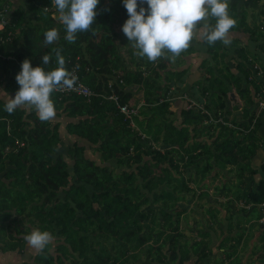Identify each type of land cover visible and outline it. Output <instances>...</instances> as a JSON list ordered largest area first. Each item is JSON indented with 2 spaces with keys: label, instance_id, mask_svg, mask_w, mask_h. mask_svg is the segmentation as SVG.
I'll return each instance as SVG.
<instances>
[{
  "label": "trees",
  "instance_id": "obj_1",
  "mask_svg": "<svg viewBox=\"0 0 264 264\" xmlns=\"http://www.w3.org/2000/svg\"><path fill=\"white\" fill-rule=\"evenodd\" d=\"M15 2L14 13L9 14L12 19L0 30V72L6 92L15 95L18 90L15 76L25 58L37 66L43 64V55L51 53V61L44 65L46 70H51L58 66L54 50L60 49L65 67L69 71L75 68L91 91L108 95L107 84L114 78L118 102L55 90L51 98L56 111L65 113L67 122L53 124L50 119H40L32 107L27 111L28 107L21 105L9 113L4 107L6 103L0 100L3 177L0 179V252L22 255L29 252L31 262L22 264H184L195 255L200 263L206 257L203 250L208 248L205 237L210 234L199 233L202 239L188 247L186 241H181L186 240L179 228L181 211L175 208L185 200L186 194L195 196L196 191L209 187L207 182L216 181L219 174L226 179L225 172H232L243 186L245 172H254L248 166L259 147L256 129L264 110L255 119L253 128L248 129L255 113L254 102L264 98V83L251 78L250 89L243 87L244 81L248 84V78L256 75L248 51L232 39L231 43L238 46L235 53L239 58L233 71L226 62L228 52L223 41L210 44L204 39L201 44L211 61L205 59L199 65V71L206 75L196 83L201 96L197 97L198 91L193 88L189 94L181 93L183 100L189 96L203 108H188L191 101L186 107L176 108L171 102L170 87L174 82L183 83L186 69L172 68L169 56L162 61L143 55L136 59L129 51L125 56L126 52L116 42L128 16L122 0H101L94 24L76 33L74 41L65 38L66 27L61 23L60 38L52 44L45 43L44 33L56 25L49 11L52 5L56 7L54 0L22 2L32 18L27 23L17 0H0V12L5 10V5L13 6ZM229 13L237 21L229 32L247 33L252 40L255 36L264 37L260 30L264 25H257L256 20L254 25L248 23L245 9L238 12L236 4L231 6L229 1ZM215 22V17H208V23ZM186 50L187 54L195 51L191 45ZM162 77L164 84H158L157 79ZM124 85L137 86L138 91H143L144 107L136 106L137 114L130 118L117 107L118 104L134 107V94ZM242 101L244 109L237 119L245 121L237 123L234 116L231 122L227 119L231 114L229 103L233 110H238L243 106ZM175 115L181 118L178 124L171 119ZM211 118L221 122L214 126L209 121L210 127H205L204 123ZM213 126L219 131L211 150L210 144L198 137L209 132L212 138L213 130L204 129L211 130ZM225 130L230 136L223 139L220 135ZM240 132L245 135L236 137ZM67 138L74 142L66 153L60 152ZM90 149L100 154V163L87 158L85 153ZM112 163L121 168L120 173L114 172ZM191 167L199 182L182 174V169L187 171ZM226 185L214 186V193L219 190L221 194L224 189L228 201L233 196L243 203L241 211L253 208L254 219L264 218L260 212L264 205V179L247 187L242 194L232 193L231 197ZM200 193L198 196L207 195L205 191ZM143 197L146 198L140 202ZM142 204H149L148 210H140ZM225 204L220 202L228 212ZM207 208L214 219L218 209L212 204ZM12 213L24 215L31 226L13 218ZM231 227L229 222L228 230ZM33 228L49 230L55 239L43 250L30 247L24 237ZM229 239L232 238L227 235L221 246ZM234 253L225 252V256L232 257ZM140 255L145 256L144 260L136 263ZM259 258L264 259V252ZM231 264L240 261L235 258Z\"/></svg>",
  "mask_w": 264,
  "mask_h": 264
},
{
  "label": "rangeland",
  "instance_id": "obj_2",
  "mask_svg": "<svg viewBox=\"0 0 264 264\" xmlns=\"http://www.w3.org/2000/svg\"><path fill=\"white\" fill-rule=\"evenodd\" d=\"M21 1L22 0H17V4L21 5L22 4ZM255 1H257V2L255 3ZM253 3H254V6H253ZM12 5H16V2L14 4L12 3ZM246 5L250 6V9L248 10L249 17L247 18V21L250 22V24H253L254 22L258 21L261 18L264 20V0H247ZM10 7L12 8V6H10ZM5 8H6V10L9 9L6 5H5ZM46 10H48V8ZM49 11H51V13H52L51 15H52L53 19L55 20V24H56L55 28L59 29V26L63 22L60 19V15H59L57 8L52 5V8H49ZM261 11H263V14H260ZM7 13H8V15L6 16L7 22H9L10 19H12L11 17H9V14H11V11L5 12V15ZM253 14H254V16H253ZM15 15H17V13ZM13 19H16V16L13 17ZM30 19L32 20V18H30ZM27 21L28 20H25V23H27ZM257 25H259V23H257ZM195 36L196 35L193 33V37L190 40L189 45L196 47V49L198 50L199 47L203 46L201 44L203 40L199 42V40L197 41ZM255 37L252 40V38L248 34H246V35L239 34V39L241 41L240 42L241 47H244V48L246 47V49L248 50V49H251L250 44H253V46L256 45L257 53H259L262 56L264 53V37L258 36V37H256V40H255ZM116 42L118 44H120V49L124 50L126 52L125 56H128L129 52H132V53H134L136 59L140 58V54L138 53V50L133 46L132 42L129 41L127 37L125 39V34H123V33L119 34ZM235 50L236 49H228V50L226 49V51L229 52L230 53L229 55L231 56L230 59L227 58V59H229V60H227L228 61L227 64L232 69H234L236 62L239 60L238 56L235 53ZM127 51H129V52L127 53ZM203 51H205V47L203 48ZM181 52H184V54H185L187 52V50L184 49ZM189 55L190 54L187 55V53L185 54V56L178 55L173 60V59H171L172 53L165 50V54L162 55L161 57H158L159 58L158 61L165 60L166 57L169 56L168 60L171 61L172 68L180 71L181 66H179V64L182 63L183 60L186 61V59H188ZM205 55L206 56L204 58L205 59L207 58L208 61H211L209 59L210 57L207 54H205ZM248 55H250L253 59V62H252L253 63V69L256 71V75L260 76L262 73L261 72L262 66L260 67L261 64L255 63V60H254V59H260V56H257V55H256V57L254 55L252 56L249 52H248ZM200 60H201L200 58H197L196 62L191 61V60L189 62L190 63L193 62V63L197 64V62L199 63ZM190 63H189V65H190ZM193 63H191V64H193ZM131 68L133 70L135 69L133 66ZM188 73H187L188 76L191 79H193L192 83L190 82V84H188L189 82H186L187 78H188L187 74L185 75L186 77L185 76L183 77L184 78L183 83L174 82L175 84L170 87V94L173 95V99H171V101H172L174 107H176V108L180 104H182L183 107H186L188 105L187 102L191 101L193 103L194 107L202 109L203 105L202 104L199 105L198 102L191 100L189 98V96L186 98L183 97L184 99H186V100H183L181 98V96H182L181 93H188L189 94V93H191L192 88L193 89L196 88L193 90V91H198L197 93H195L196 96L197 97L201 96L199 93V88L196 85V83L199 81L197 80V82H195L194 79L199 76L200 80H201V77L206 76V75H205L204 71H202V72L198 71V72L191 74L190 68L188 70ZM161 75L163 76V72L161 73ZM152 76H153V74H152ZM114 80L115 79L113 78V80H110V81H114ZM0 81L3 82L2 75L0 77ZM157 82H158V84H164L163 77L160 79H157ZM5 83H2V85L0 84V86H3ZM124 88L125 89L127 88V90H130L133 92V94H134L133 96L135 99V103H134L135 108H136V106H137V108L144 107L145 103L143 100V91L142 90L138 91L137 86L124 85ZM3 94L1 95L0 100L3 101L4 103H7V99H8L7 95L9 97H14L13 93L6 94L3 91ZM180 99H182V100H180ZM203 102H204V100H203ZM230 105L231 104L229 103L228 110H229V112H231V114L227 115V119L232 120V119H234V116H236L234 121L237 123L242 122V120H244V118H240V119H237V118H239V115H241L243 112L244 102L242 101L243 106H242V108H240L238 110H233ZM23 106L28 107L26 109L27 111H29L30 107L35 109L33 106L28 105V104H25ZM258 110H259V106H258V101H257V108L255 109L254 115L257 113ZM150 115H151V113H150ZM177 116L175 115V116H172V118H171L174 122H176L175 124H178L181 121V118L177 117ZM252 116L253 115H251V117ZM251 117H249V118H251ZM49 119L51 121H53L52 122L53 124L58 122V121H60L62 123L67 122L66 115L62 111H60V112L56 111L55 116L52 118H49ZM253 119L254 118H252V121H253ZM216 122L213 123L214 126H216L215 125ZM231 122H228L229 126H231V124H229ZM209 123H210L209 120H208V122H205L204 123L206 125L205 127L209 126ZM63 126H64V124H63ZM63 126H61V128H63ZM131 126L135 127L134 123L131 124ZM214 126H213V129H211V130H207V129L203 128L204 131H212L213 130L214 136L212 138H209V135H210L209 132L207 134H205V136H199L198 137V140L209 143L211 150H213L212 141H213V139H215L217 137V132L219 131L218 127H214ZM233 128H235V127L233 126ZM62 131H63V129H62ZM197 133H200V132H197ZM244 135H245L244 133L240 132V133L236 134V137L241 138ZM220 136L223 139H225L226 137H229L230 134H227V131L225 130L224 133L221 132ZM73 142H74V140L70 139V138H67L66 140H64L63 144L61 145L60 152L66 153L68 150V147L71 146L73 144ZM85 154H86L88 159L96 161L97 163L101 162V156L98 152H94L93 150L90 149V150L86 151ZM65 157L67 158L68 156L66 155ZM110 167H112L114 169L115 173H120V171H121V168L115 167V163H112L110 165ZM248 167L249 168L252 167V164ZM69 170L70 171L72 170L71 166H69ZM216 171H217V169L212 171L211 174L214 175V173ZM181 172H182V174H184V177L187 178L188 176H191L192 178H195L196 181L199 182V177L196 176L195 169L193 167L189 168L187 171H186V169H182ZM245 173H246V175H245L244 180L249 181L250 179H249V177H247L249 175V173H247V172H245ZM225 174L228 175V176H226V179L222 178L221 174H219L218 178L215 179L216 181L207 182L209 187L201 189L199 191H196L195 196H192V193L186 194L185 200L180 201V203L177 204V206L175 208L176 211H181V214L179 216V219H180L179 228H180V232L183 234L184 238L186 239V240L182 239L181 241H186L188 247H190L194 241H200L202 239V237H200L199 233L209 232V234H210L208 237H205V241L207 243L208 248H206V250L202 249L206 253L205 259H203L200 263H198V262H196V259L198 256L195 255V256L191 257V260L187 261L184 264H231L235 258L239 259L240 264H249L250 262H252L253 264H263L264 263L263 262L264 259L259 258L262 255V252H264V229L262 227V225H264V218L256 220L252 217H249V214L251 212L250 213H248V212L252 211L253 208L251 209V208L247 207L246 208L247 212L241 211V209L239 210L236 207L232 208L233 205L230 204L232 200H229V202H227L228 197L223 195V193L225 192L224 189H221L222 190L221 194L219 193V190L216 193H214V191H215V189L213 188L214 186H220L221 187V185H226V184H227L225 186L226 191L229 190V192H230L229 197H231V194L232 193L234 194L236 191L241 192V194H242V192H244V190L247 189L246 183H244L243 186H240L238 184V181L236 179V174H234L232 172L229 174L225 172ZM0 178H1V180H3V177L1 175H0ZM231 184H232L233 188L231 187ZM191 187L194 188V185L191 184ZM204 191L207 192V195L198 196L199 194H201L200 192L203 193ZM146 196L150 197V194H146ZM145 198L146 197H143L140 200V202H142ZM235 201L239 202L236 197H235ZM220 202H226V204H225V205H227L226 207L230 208L231 211L229 210L227 212L224 209V207H221ZM208 204H212L214 207H216L218 209L214 219H212L211 216L209 215V213H207ZM149 206H150L149 204H142L140 210L142 209L143 211H146V210H148ZM243 206H244L243 203H240V208H242ZM155 207H157V206H155ZM260 209H261L260 212L264 217V205L261 206ZM11 211L13 212V210H11ZM12 217L17 218V219L19 218L20 220H22V223L23 222L26 223V226H31V224H29L28 220L24 217V215L16 216L15 214H13ZM229 217L231 219H229ZM234 217L236 218V220H234ZM236 221H239L238 222L239 229L236 228ZM229 222L231 223L232 227L229 228V230H228V223ZM6 223L8 224V222H6ZM145 223H148V221H146ZM3 235L8 236V232H4ZM227 235L229 237H231L232 239L227 240L226 242H224L222 244L223 246H221V243L223 241H225V237ZM14 237H15V234H14ZM205 247H206L205 245L202 246V248H205ZM233 251H235V253L232 255V257L225 256V252L232 253ZM29 258H30V253L27 252L26 256L23 260L31 262V260H29ZM144 258H145V256L140 255L139 258L137 259L136 263L143 261ZM9 259L14 264H16V263L21 264L23 261L22 258L20 256H17V255H16L17 260L15 261L16 263L12 260L11 256H9ZM4 260H6L5 256H2V253H0V261H4Z\"/></svg>",
  "mask_w": 264,
  "mask_h": 264
},
{
  "label": "clouds",
  "instance_id": "obj_3",
  "mask_svg": "<svg viewBox=\"0 0 264 264\" xmlns=\"http://www.w3.org/2000/svg\"><path fill=\"white\" fill-rule=\"evenodd\" d=\"M60 19L66 27V39L76 40V33L85 31L94 24L97 6L101 0H54ZM128 16L121 25L138 53L156 60L172 53L175 59L182 50L189 47L194 29L202 26L208 43L222 40L230 44L228 33L237 23L229 13V0H122ZM145 4L147 7H145ZM208 17H215V24L208 23ZM203 21L201 25L200 22ZM45 43L52 44L60 38L59 29L53 27L44 33ZM57 67L46 70L44 65L51 59V53L42 56V65L33 66L30 59L21 62L15 79L19 85L14 97L7 95L5 110L13 112L18 106L31 105L42 120L55 116L56 108L51 94L58 88H72L77 79L66 67L60 49H55ZM24 239L30 247L43 250L55 239L49 230L33 228Z\"/></svg>",
  "mask_w": 264,
  "mask_h": 264
},
{
  "label": "crops",
  "instance_id": "obj_4",
  "mask_svg": "<svg viewBox=\"0 0 264 264\" xmlns=\"http://www.w3.org/2000/svg\"><path fill=\"white\" fill-rule=\"evenodd\" d=\"M8 1H11V0H8ZM26 2V0H22L21 2ZM230 1V5L232 6V5H234V4H236V6H237V8H238V12H242L244 9L247 11V18L249 17V15H248V10L250 9V6L248 5H246V3H247V0H229ZM9 9L8 10H6V8H5V10L1 13L0 12V14H2V15H4V13L5 12H7V11H11V13H14V8L17 6V5H13L12 6V8L10 7V5H6ZM19 7H20V10H24V16H25V20H28L30 17L29 16H31L30 15V13L28 12V8L27 7H25L23 4H19L18 5ZM22 6V7H21ZM253 6H254V3H253ZM252 14V13H251ZM261 14V13H260ZM6 15H8V13L6 14ZM6 15H4V17H5V19H6V21H7V17H6ZM251 16V15H250ZM207 19V21H208V18H206ZM248 23H250V22H248ZM257 23H259V24H261V25H264V20L261 18V19H259L258 21H257ZM200 24L202 25L203 24V21H201L200 22ZM260 30L261 31H263L264 29H262V28H260ZM264 32V31H263ZM203 33H204V29H203V27L202 26H198L196 29H194V34L196 35L195 36V38L197 39V41L199 40V42L200 41H202V40H204L205 38H204V35H203ZM239 34H244V35H246L247 33H241V32H234V31H231V32H229L228 33V39L232 42V39H235L236 41H239L238 43V45L239 46H241V41H240V39H239ZM249 35V34H248ZM224 46H225V48L228 50V49H236L238 46H236V44H232V43H230V44H224ZM250 46H251V49H246V47H245V49L253 56H255L256 57V55L257 56H260V59H255V63H259V64H261L260 65V67H261V75L259 76V75H251L248 79H249V82H248V84L244 81V83H242V85H243V87H246V86H248V88L250 89V85H249V83H250V81H251V78H253V80H255L256 82H258V83H264V53H263V55L261 56L259 53H257V51H256V45H254L253 46V44H250ZM203 48H204V46H201V47H199V49L197 50L196 49V47H194V49H195V51H194V53H192V54H190L189 55V57H188V59H186V61L185 60H183L182 61V63H180L179 64V66H181V70L182 69H186V74L188 73V70H189V68H190V71H191V74H193V73H195V72H198L199 71V65L201 64V61H203V60H205V52L203 51ZM261 48V47H260ZM201 53V54H200ZM230 53L228 52V56H227V58H231V56L229 55ZM188 55V54H187ZM181 56H185V54H182ZM204 59H203V58ZM197 58H200L201 60H200V62L198 63L197 62V64H195V63H193V62H191V63H193V64H191L189 61L191 60V61H197ZM185 59V58H184ZM207 59V58H206ZM226 62H228L227 60H226ZM189 63H190V65H189ZM175 66V65H174ZM231 68V67H230ZM232 69V68H231ZM233 71H235V69H232ZM185 74V75H186ZM189 74V73H188ZM188 74H187V81L186 82H189L188 84H190V82L192 83V81H193V79H191L189 76H188ZM1 72H0V77H1ZM186 77V76H185ZM197 78V79H196ZM195 79H194V81L195 82H197V80H200V77L198 76V77H196ZM202 78V77H201ZM0 84L2 85V81H0ZM193 86V85H192ZM4 85L3 86H0V97H1V95L3 94V91L6 93V94H9L10 92H6L5 90H4ZM194 89H196V88H194ZM254 92H251V95L253 94ZM11 94V93H10ZM4 95V94H3ZM2 99V98H1ZM255 101V100H254ZM172 102V101H171ZM255 103V109H256V105H257V102H254ZM180 105H182V104H180ZM179 105V106H180ZM178 106V107H179ZM231 107H232V105H230ZM234 113V112H233ZM256 136L258 137V141H257V144H259V147H258V149L256 150V152H255V154H254V156H253V158H252V160H251V164H252V170L254 171L253 173H249V175L247 176V177H249V181H246V186L247 187H251L252 185H254V184H256L259 180H261V179H264V112H263V114H262V116H261V118H260V125L258 126V128L256 129ZM0 175L2 176V174L0 173ZM1 179V178H0ZM232 201H231V203L230 204H232L233 205V207L232 208H237V209H241L240 208V203L239 202H236L235 201V197H233L232 196V199H231ZM229 202V201H228ZM243 208V207H242ZM229 210H230V208H229ZM227 211V210H226ZM231 211V210H230ZM251 211H249L248 213H250ZM249 217H252L253 218V215L250 213L249 214ZM231 219V218H230ZM234 220H236V218L234 217ZM238 222L239 221H236V228L237 229H239V224H238ZM264 229V228H263ZM0 253H2V252H0ZM16 255L17 256H20L21 258H22V260L25 258V256H26V254H24V255H22V254H17V252H6V253H2V256H5V258H6V260H4V261H0V264H14L13 262H11L10 261V259H9V256H11L12 257V260L15 262L17 259H16ZM15 256V257H14ZM23 262H25L24 260L22 261V263ZM16 263V262H15ZM21 263V264H22ZM17 264V263H16Z\"/></svg>",
  "mask_w": 264,
  "mask_h": 264
},
{
  "label": "built area",
  "instance_id": "obj_5",
  "mask_svg": "<svg viewBox=\"0 0 264 264\" xmlns=\"http://www.w3.org/2000/svg\"><path fill=\"white\" fill-rule=\"evenodd\" d=\"M7 24V21L4 17V15L0 14V30H2L4 28V26ZM74 76L77 77L76 81H75V85L74 87L72 88H58L56 89V91H60L62 93H66V94H70V93H73V94H76L78 96H82L84 98H91L93 96H97V97H103L104 99H107V100H111V101H114V102H118V95L116 94L115 92V89H114V81H109L108 84H107V89L109 90V94L106 95L103 94V93H95L93 91H91V89L85 85L79 78V75L78 73L76 72V69L73 68L71 71H70ZM120 83V84H119ZM119 85L121 86L122 85V81H119ZM106 92V90H105ZM264 93V91H263ZM194 106L193 103L191 102L187 107L190 108ZM258 106H259V110L257 111V113L253 116V121L251 122V124L249 125V129L248 130H251L253 128V125L255 123V119L258 117L259 113L264 110V98H261L259 97L258 98ZM120 113L126 115L128 118H130L132 115H136L137 113V108L133 107V108H130L128 105H117ZM210 122L212 123H215L216 121H219L221 122V119L219 120H215V119H210L209 120ZM131 124H133L131 122Z\"/></svg>",
  "mask_w": 264,
  "mask_h": 264
}]
</instances>
